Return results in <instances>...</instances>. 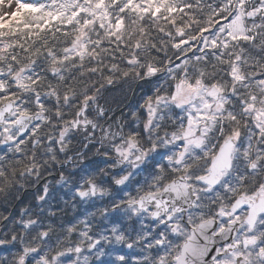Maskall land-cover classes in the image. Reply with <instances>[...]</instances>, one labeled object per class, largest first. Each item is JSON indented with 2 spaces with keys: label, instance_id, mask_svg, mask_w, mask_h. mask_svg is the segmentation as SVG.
I'll list each match as a JSON object with an SVG mask.
<instances>
[{
  "label": "clouds",
  "instance_id": "9594fccd",
  "mask_svg": "<svg viewBox=\"0 0 264 264\" xmlns=\"http://www.w3.org/2000/svg\"><path fill=\"white\" fill-rule=\"evenodd\" d=\"M0 264H264V0H0Z\"/></svg>",
  "mask_w": 264,
  "mask_h": 264
}]
</instances>
